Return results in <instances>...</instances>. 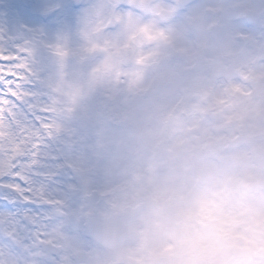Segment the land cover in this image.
<instances>
[{
	"label": "clouds",
	"instance_id": "9594fccd",
	"mask_svg": "<svg viewBox=\"0 0 264 264\" xmlns=\"http://www.w3.org/2000/svg\"><path fill=\"white\" fill-rule=\"evenodd\" d=\"M0 264H264V0H0Z\"/></svg>",
	"mask_w": 264,
	"mask_h": 264
},
{
	"label": "snow or ice",
	"instance_id": "6c2138e0",
	"mask_svg": "<svg viewBox=\"0 0 264 264\" xmlns=\"http://www.w3.org/2000/svg\"><path fill=\"white\" fill-rule=\"evenodd\" d=\"M9 75H11V73H9Z\"/></svg>",
	"mask_w": 264,
	"mask_h": 264
}]
</instances>
